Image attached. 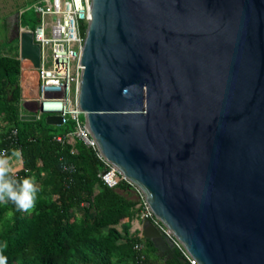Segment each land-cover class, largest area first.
Instances as JSON below:
<instances>
[{"label":"water","instance_id":"obj_1","mask_svg":"<svg viewBox=\"0 0 264 264\" xmlns=\"http://www.w3.org/2000/svg\"><path fill=\"white\" fill-rule=\"evenodd\" d=\"M10 38L39 68L19 13ZM81 65L85 131L189 255L264 264V0H91Z\"/></svg>","mask_w":264,"mask_h":264},{"label":"trees","instance_id":"obj_2","mask_svg":"<svg viewBox=\"0 0 264 264\" xmlns=\"http://www.w3.org/2000/svg\"><path fill=\"white\" fill-rule=\"evenodd\" d=\"M20 24L34 31L38 14L28 21L22 12ZM10 44L9 54L0 49V151L21 150L23 169L16 178H34L39 192L27 212L11 201L0 204V243L8 245V264H189L177 248L165 261L141 231L131 232L141 201L126 195L134 189L125 182L113 189L103 183L107 166L96 151L78 139L55 140L74 131V123L60 127L21 119L20 45ZM137 243L142 253L134 249Z\"/></svg>","mask_w":264,"mask_h":264},{"label":"built area","instance_id":"obj_3","mask_svg":"<svg viewBox=\"0 0 264 264\" xmlns=\"http://www.w3.org/2000/svg\"><path fill=\"white\" fill-rule=\"evenodd\" d=\"M39 24L31 31L35 43L41 48V61L37 69L33 70L37 76L36 91L29 81L25 102L34 106L32 115L37 120L48 117H61L62 126L74 123L75 129L66 136H56L55 140L63 143L65 139L72 144L76 139L97 152L98 157L106 164L107 170L101 175V180L109 188H117L125 182L131 185L138 195L141 204L140 216L150 219L166 238L167 242L177 248L189 264H198L186 251L183 244L173 232L155 217L145 202L142 192L132 185L119 169L108 163L101 156L96 141L85 131L83 112L78 103L79 86L83 67L81 55L85 43L83 28L91 21V0H43L37 5ZM30 91V92H29ZM32 91V92H31ZM23 169V163L22 168ZM18 170V171H20ZM16 171V173L18 172ZM143 245L135 244L134 249L142 253ZM144 259L145 256L141 255Z\"/></svg>","mask_w":264,"mask_h":264},{"label":"clouds","instance_id":"obj_4","mask_svg":"<svg viewBox=\"0 0 264 264\" xmlns=\"http://www.w3.org/2000/svg\"><path fill=\"white\" fill-rule=\"evenodd\" d=\"M21 157V150L12 149L0 151V204L13 202L19 210L29 211L35 206L39 188L34 178H16L13 159ZM8 245L0 243V264H8V257L4 254Z\"/></svg>","mask_w":264,"mask_h":264},{"label":"rangeland","instance_id":"obj_5","mask_svg":"<svg viewBox=\"0 0 264 264\" xmlns=\"http://www.w3.org/2000/svg\"><path fill=\"white\" fill-rule=\"evenodd\" d=\"M40 1L43 0H0V49L2 54H9V48L11 47V44L13 41H10V34L7 33L6 35V29L3 26V22H8L10 27H12L15 19L16 14H21L22 12H25V19L30 21L34 15L37 16V5L40 3ZM28 29L27 27H25ZM30 28V27H29ZM16 44L15 46L20 45V42L18 40H15ZM29 64V63H28ZM28 68H32L31 63ZM32 75L30 74V77ZM35 85H33V93L36 91L37 86V76L35 74ZM28 92V91H27ZM30 92V91H29ZM32 92V91H31ZM27 107L29 110L34 111V106L28 104ZM47 116H44L43 119L46 120ZM63 127V126H60ZM75 142V141H72ZM14 168L16 171L20 170L22 168V161L19 159L14 158L13 159ZM135 200H138V195L134 192ZM141 217V216H140ZM142 218V217H141ZM142 228V223H141ZM133 231V229H132Z\"/></svg>","mask_w":264,"mask_h":264},{"label":"crops","instance_id":"obj_6","mask_svg":"<svg viewBox=\"0 0 264 264\" xmlns=\"http://www.w3.org/2000/svg\"><path fill=\"white\" fill-rule=\"evenodd\" d=\"M5 23L8 24V22H6V20H5ZM10 28L11 27L8 24V29L9 30L6 31V35H7V33L10 34ZM21 62H22V72H21L22 97L25 100L26 94H27V85H28V82L30 81V79L32 78V77H30V74H32V73L36 74V72H35V70H33L31 68H26L24 61H21ZM31 80H33V83H35V78H32ZM24 100H23L24 115H32L33 114V111L29 110V108L27 107L28 104ZM20 161H22L21 158H20ZM126 195L129 196V198H131V199H135L134 191H132V190L129 191L128 193H126ZM141 220H142L141 217H136L132 221V228H131V232L132 233H134L136 231H139V232L141 231L142 232V228H141L142 221ZM132 229H133V231H132Z\"/></svg>","mask_w":264,"mask_h":264},{"label":"bare ground","instance_id":"obj_7","mask_svg":"<svg viewBox=\"0 0 264 264\" xmlns=\"http://www.w3.org/2000/svg\"><path fill=\"white\" fill-rule=\"evenodd\" d=\"M28 63H29V62H27V61L25 62V67H26V68H28L29 65H30V63H29V64H28ZM31 75H32V76H31L32 78H33V76L35 77V74H34V73H32ZM32 78H31V79H32ZM31 79H30V82L34 85L33 80H31Z\"/></svg>","mask_w":264,"mask_h":264}]
</instances>
